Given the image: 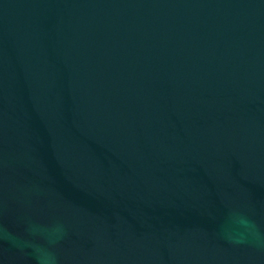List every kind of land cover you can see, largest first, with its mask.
Returning a JSON list of instances; mask_svg holds the SVG:
<instances>
[{"label":"water","instance_id":"obj_1","mask_svg":"<svg viewBox=\"0 0 264 264\" xmlns=\"http://www.w3.org/2000/svg\"><path fill=\"white\" fill-rule=\"evenodd\" d=\"M264 264V0H0V264Z\"/></svg>","mask_w":264,"mask_h":264},{"label":"clouds","instance_id":"obj_2","mask_svg":"<svg viewBox=\"0 0 264 264\" xmlns=\"http://www.w3.org/2000/svg\"><path fill=\"white\" fill-rule=\"evenodd\" d=\"M31 231L33 233H39L41 231H49L50 233H52L55 236L54 239H49L48 240L49 247L44 248L42 246H36L39 253H42L48 259H50L51 261H53V264H55L56 258H55L54 253L50 250V246L58 243L59 239L62 238V235L64 233L63 226L57 224V225L52 226V228L49 229V230H41L38 226H33L31 228ZM37 264H40V255L37 256Z\"/></svg>","mask_w":264,"mask_h":264}]
</instances>
